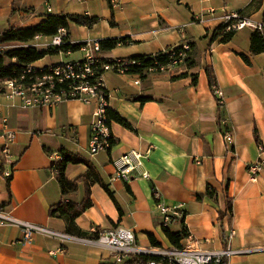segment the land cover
Here are the masks:
<instances>
[{
  "label": "crops",
  "instance_id": "1",
  "mask_svg": "<svg viewBox=\"0 0 264 264\" xmlns=\"http://www.w3.org/2000/svg\"><path fill=\"white\" fill-rule=\"evenodd\" d=\"M113 1L0 0V37L11 28L29 29L48 16L66 15L92 21L91 26L70 24L67 34L72 45L97 40L125 43L103 50L98 56L104 60L153 56L194 42L196 65L150 73L146 79L105 72L101 80L108 93L107 108L132 129L112 122L114 145L97 154L90 152V138L98 100L24 108L19 100L8 99L0 81V131L7 120L16 133L10 145L14 168L10 179L4 176L8 166L2 165L0 157V207L18 219L67 233L66 221L51 217L50 210L64 200L81 205L87 186L81 182L75 194L63 197L53 166L54 155L64 151L89 162L114 195L115 201L100 184H91L92 206L76 220L90 236L122 226L135 233L141 248H152L151 238L159 246L171 247L158 209L162 203L181 207L182 216L168 229L172 234H187L181 246L259 250L233 256L227 264H264V169L257 181L248 173L250 164L264 161V53L251 54L255 30L249 27L236 31L227 43L222 38L211 41L225 17L244 11L253 0ZM246 17L264 24V4ZM49 40L37 37L29 44H4L42 52L48 50ZM76 53L81 58L65 60ZM84 58L81 50L60 52L31 67L42 70ZM207 68L213 69L224 95L222 106L210 86ZM226 132L232 133L230 143L224 138ZM150 148L144 162L150 179L115 178L114 160ZM87 172L86 165H69L66 176L75 181ZM21 237L17 228L0 229V264H116L112 253L97 245L41 235L31 244H16ZM61 248L65 252H58Z\"/></svg>",
  "mask_w": 264,
  "mask_h": 264
},
{
  "label": "built area",
  "instance_id": "2",
  "mask_svg": "<svg viewBox=\"0 0 264 264\" xmlns=\"http://www.w3.org/2000/svg\"><path fill=\"white\" fill-rule=\"evenodd\" d=\"M114 3V1H112ZM48 12H52L48 8ZM234 20H236L234 22ZM228 30L239 31L244 28L262 30L263 23H255L251 19H242L238 13H231L225 17V23H231ZM67 32L61 29L57 36L50 38L45 44L48 50L60 48L69 44L66 41ZM130 44V43H129ZM189 50V46H184ZM10 51L9 47L0 42V56ZM81 51L85 58L82 61L61 63L48 68V73L38 75V71L44 72L45 69L37 70L28 67L22 72V76L17 79L1 80L2 88L10 100H19L24 108H34L40 106L55 107L68 100H80L86 104L92 103V100L99 101V106L94 115L96 121L92 127L90 138V152L97 154L101 151L109 150L112 146L113 138L111 128L108 125L107 99L102 92L104 84L101 77L95 79L94 68L100 64L101 41L86 42ZM174 55V54H173ZM186 57L185 53H180L175 61L169 66L160 68L161 73L170 72L178 69ZM130 63H123L118 60L115 64H105L102 66L104 72L114 71L119 74H126V66ZM32 79H40V87L32 86ZM139 83V81L137 82ZM213 92L218 99L220 106L224 104V95L218 86L213 87ZM99 119H106V126H99ZM4 120V130L0 131V157L3 166H8L4 176L11 178L13 174V165L10 154V145L16 139V133L6 125ZM225 140L230 143L233 140L232 133L226 132ZM153 148L147 152L130 151L118 159L114 160L115 178L129 182L134 178L150 179L149 174L144 171V162L151 154ZM262 151L263 148L261 147ZM55 163L63 160L61 153H56ZM264 169V161H259L248 166V173L252 181H257L260 173ZM158 209L162 215V227L169 229L178 217L182 216L181 207H167L158 203ZM17 228L21 232V239L17 243L31 244L37 235L59 240L61 242H82L97 245L112 253L116 264H124L133 256L148 255L155 259L149 264H226L227 260L233 256L246 255L259 250H233L230 247L223 251H206L192 245H184L181 248L171 247H152L149 249L141 248L137 243L136 235L133 231L119 226L114 230L102 231L98 233L97 238H83L68 233H60L47 227L39 226L14 217L10 212L0 207V229ZM235 236L233 231L230 239ZM264 250V249H262ZM58 252H65L61 248Z\"/></svg>",
  "mask_w": 264,
  "mask_h": 264
},
{
  "label": "trees",
  "instance_id": "3",
  "mask_svg": "<svg viewBox=\"0 0 264 264\" xmlns=\"http://www.w3.org/2000/svg\"><path fill=\"white\" fill-rule=\"evenodd\" d=\"M112 3L113 0H109ZM264 4V0H253L252 3L242 12L238 13L242 19H246V14L252 10L260 9ZM236 20H234L235 22ZM75 23L77 25H86L91 26L92 21H87L84 19H80L77 17H69V16H48L47 20L41 23L36 27H32L29 29H21L16 30L11 28L10 30L3 33L0 37L1 43H10V42H20L29 44L37 37L43 38H53L58 35L61 29L69 30L70 24ZM231 23H225L224 25L217 28L211 37V41L215 42L219 38H222L223 43L229 42L235 35L236 31L228 30V27L231 26ZM66 41H69L68 34L66 37ZM125 44L123 41H101V53L103 50H111L114 49L118 44ZM84 44L72 45L67 44L60 48L51 49L47 51L39 52L36 48L27 47V48H19L13 49L0 56V81L1 80H11L17 79L22 76V72L25 71L28 67H31L36 62L42 60L47 55H55L60 52L63 53H75L81 50ZM188 45L189 50H185L184 46ZM197 45L194 42H188L184 45H181L178 48L170 49L166 52L159 53L153 56H140L135 57L127 61H122L123 63H130L131 65L126 66V74L127 75H138L141 78L146 79L150 73H161L159 70L161 67L169 66L173 61L177 59L180 53H185L186 57L181 66H186L188 68H192L196 65V55H197ZM264 53V28L262 30H255L251 36V54L253 56L260 55ZM174 54V55H173ZM8 59L12 62L9 65L5 64V60ZM246 62H250L249 58L244 57ZM13 61H16L13 63ZM116 61H109L100 58V64L94 68L96 76L95 79L101 77L105 72L102 69V66L105 64H115ZM210 86L213 90V87L217 85V79L215 77L214 71L212 68L206 69ZM48 73V68L44 70V72L38 71V75H44ZM102 92L106 95L107 99V91L102 88ZM106 114L108 116V125L111 128V123L116 122L121 126L132 129V125L122 118L115 111L108 109L106 110ZM115 142V138L113 137L111 140V148L113 147ZM110 148V149H111ZM63 156V160L57 163H54L53 171L57 177V180L60 184L62 195L65 199L69 196L75 194L78 191L79 184L84 182L87 186L86 198L81 205H77L71 201L64 200L59 205L54 206L50 210L51 217H58L64 219L67 223V233L70 235L83 237V238H97L98 235L94 237L90 236L88 233L82 231L76 220L82 216V214L92 206L91 200V191L90 186L93 183L100 184L104 190L110 195V197L115 201L114 195L110 188L103 183L95 168L86 160L79 156H75L73 154L65 153L64 151L60 152ZM69 165H86L88 167V172L84 177H81L75 181H71L66 176V170ZM232 211V210H231ZM165 234L169 239L170 243L177 248H181V242L187 237V234H172L168 229H165ZM151 244L153 247H159V244L154 238H151ZM155 259L152 256L148 255H139L133 256L130 260L126 261L124 264H149L151 260ZM227 264V263H226Z\"/></svg>",
  "mask_w": 264,
  "mask_h": 264
},
{
  "label": "bare ground",
  "instance_id": "4",
  "mask_svg": "<svg viewBox=\"0 0 264 264\" xmlns=\"http://www.w3.org/2000/svg\"><path fill=\"white\" fill-rule=\"evenodd\" d=\"M33 87H40V79H32ZM99 126H106V119H99Z\"/></svg>",
  "mask_w": 264,
  "mask_h": 264
},
{
  "label": "rangeland",
  "instance_id": "5",
  "mask_svg": "<svg viewBox=\"0 0 264 264\" xmlns=\"http://www.w3.org/2000/svg\"><path fill=\"white\" fill-rule=\"evenodd\" d=\"M10 50H13V49H16V48H9ZM81 58V54L79 53H76V54H73L71 57H65V60H74V59H79ZM16 61H13V63H15ZM12 62H10L8 59L5 60V64L6 65H9L11 64Z\"/></svg>",
  "mask_w": 264,
  "mask_h": 264
}]
</instances>
